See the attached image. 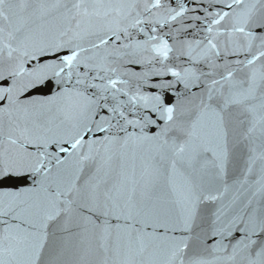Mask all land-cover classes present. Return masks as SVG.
I'll list each match as a JSON object with an SVG mask.
<instances>
[{
	"label": "snow or ice",
	"instance_id": "snow-or-ice-1",
	"mask_svg": "<svg viewBox=\"0 0 264 264\" xmlns=\"http://www.w3.org/2000/svg\"><path fill=\"white\" fill-rule=\"evenodd\" d=\"M0 225V264H264V0H0Z\"/></svg>",
	"mask_w": 264,
	"mask_h": 264
},
{
	"label": "water",
	"instance_id": "water-1",
	"mask_svg": "<svg viewBox=\"0 0 264 264\" xmlns=\"http://www.w3.org/2000/svg\"><path fill=\"white\" fill-rule=\"evenodd\" d=\"M131 70L132 71H140L141 69L139 67H135V68H132ZM47 92H48V89L45 88V89H41L39 91H34L31 93V95L32 96L42 95V94H47ZM28 183H29V181H27V180H21V179L13 178L12 180L6 181L4 186L7 188L15 189V188L23 187ZM229 195H231V194H229ZM21 226L23 227V225H21ZM56 227H57L56 224H52V225H50L48 231L50 233H54ZM2 228H3V225H0V229H2Z\"/></svg>",
	"mask_w": 264,
	"mask_h": 264
}]
</instances>
